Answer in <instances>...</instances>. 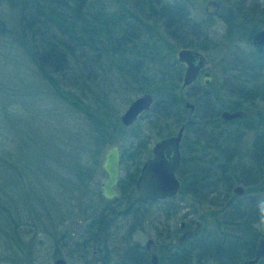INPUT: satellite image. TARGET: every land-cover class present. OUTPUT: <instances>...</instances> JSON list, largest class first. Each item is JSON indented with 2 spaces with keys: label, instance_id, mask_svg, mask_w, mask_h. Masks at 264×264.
<instances>
[{
  "label": "trees",
  "instance_id": "16d2710c",
  "mask_svg": "<svg viewBox=\"0 0 264 264\" xmlns=\"http://www.w3.org/2000/svg\"><path fill=\"white\" fill-rule=\"evenodd\" d=\"M0 1L10 5L11 0ZM85 1L12 0L10 5L28 41L25 53L53 96L49 131L37 113L42 124L38 123L36 137L44 152L50 150L46 152L50 158L69 153L63 165L71 201L87 187L98 166L101 146L113 143V135L128 129L131 141L119 153L120 164L131 171L118 179L120 195L110 200L117 207L125 203L121 216L133 224L148 209L154 220L161 221L172 218L180 203L209 209L210 228H201L181 246L169 241L159 264H245L253 257L256 238L264 233V47L250 48L251 35L264 18V0L251 1L244 9L233 0L219 10L217 15L228 11L227 33L236 43L219 58L222 80L216 89L204 88L197 81L184 89L193 109H184L183 116L177 97L162 91L173 89L181 80L183 67L173 48L211 49L206 27L193 16L190 0H115L119 5L111 14L90 10ZM116 74L136 91L152 96L149 109L127 127L118 121L107 99L109 89L120 82ZM222 110L246 114L225 121L220 118ZM70 118L75 121L73 126ZM180 124L184 131L176 174L182 184L176 196L133 202L134 182L148 142L140 137L145 131L146 138L149 134L166 137ZM81 136L92 139L96 148L82 145L85 137ZM41 137L42 141L47 138L45 145ZM86 149L92 153L89 163L82 162L80 154ZM61 159L56 158L59 163ZM235 185L243 187L242 195L232 192ZM199 217L205 220L203 214ZM107 228L104 218L89 216L70 246L78 252L98 251ZM131 229L132 225L120 236L121 241H127ZM118 256L120 264H150L138 244L126 245ZM255 264H264V258Z\"/></svg>",
  "mask_w": 264,
  "mask_h": 264
},
{
  "label": "rangeland",
  "instance_id": "374dc122",
  "mask_svg": "<svg viewBox=\"0 0 264 264\" xmlns=\"http://www.w3.org/2000/svg\"><path fill=\"white\" fill-rule=\"evenodd\" d=\"M206 1L190 0V8L193 16L206 27L207 40L210 41L208 46L211 49L200 52L206 61L205 69L210 73L208 86L216 89L222 80L219 58L236 42L234 36L227 33L225 19L229 15L228 11L207 16L203 11ZM251 1L255 0H236L237 5H242L243 9L248 8ZM9 4H12V0ZM10 5L0 1V264H51L56 257L63 258L66 264H120L118 255L121 248L131 244L143 247L147 238L152 239L159 264L160 254H164L169 241H173V237L179 233L178 222L191 224L198 220L200 229L210 228L211 219L207 215L209 209L205 206L191 207L187 203H180L177 212L168 221L154 220L152 209H148L131 224L128 217L119 214L125 203H118L120 207H117L114 206L117 204L110 202L113 198L101 195L100 182L105 177L100 166L103 154L110 146H116L119 152L126 147L131 141L128 129L113 135V143L101 146L98 166L87 187H82L80 197L71 201L73 197H70L68 186L64 185L67 170L63 165L68 161L66 158L69 153H62L64 157L53 154L50 158L47 156L50 150L44 152L36 137L38 123L42 124L37 113L42 116L43 126L46 125V131H49V111L54 107L53 96L39 79L36 67L25 53L24 44L28 41L20 30L18 14ZM118 5L115 0L85 1L86 8H98L101 14L102 11L114 13ZM254 47L251 44L252 50ZM177 50L173 48L174 57ZM116 76L120 82L109 89L107 99L112 110L117 112L119 121V115L128 103L144 92L136 91L128 81ZM196 81L201 84L200 77ZM185 88L181 86L180 80L173 89H162L177 97L180 116L186 114L184 109H188L184 104H192L184 94ZM74 123V119L70 118L69 124L73 126ZM41 132L44 133V129ZM146 133L140 137L148 140L147 148L141 155V163L150 157L151 147L158 140L153 134L146 138ZM42 138L40 141H44L42 144L45 145L47 138L43 141ZM76 140L77 146L82 147L84 144L86 148L90 145V148H96L89 137L83 139L82 145L79 139ZM80 154L82 162L89 163L92 160L90 150L86 149ZM58 157L62 158L60 163L56 160ZM130 171L131 167L120 164L118 179L124 178ZM200 214L204 215L205 220L199 217ZM89 216L104 218L108 228L100 237L98 251L89 249L78 252L70 246V242L82 231ZM131 225L127 241H121L120 236Z\"/></svg>",
  "mask_w": 264,
  "mask_h": 264
},
{
  "label": "water",
  "instance_id": "95a60500",
  "mask_svg": "<svg viewBox=\"0 0 264 264\" xmlns=\"http://www.w3.org/2000/svg\"><path fill=\"white\" fill-rule=\"evenodd\" d=\"M232 0H207L203 6V11L207 16H214L220 5L229 6ZM261 27L255 31L250 42L255 47H264V19L260 21ZM176 60L184 66L181 76V86L188 87L196 81L200 74L201 85L207 88L210 82V73L205 69V58L203 54L191 48H179L175 53ZM201 71V72H200ZM152 104V96L144 92L133 98L125 109L119 115V122L127 127L132 125L138 117L147 111ZM186 108L193 109V104L185 103ZM243 110H222L220 118L230 121L235 118L245 116ZM182 133V126L172 135L159 138L151 147V155L140 165L138 174L134 182L135 195L133 202L144 204L146 202H155L170 199L176 196L181 187V180L176 175V169L179 161L178 144ZM120 165L119 151L116 146H110L103 154L101 169L105 174L100 182V192L105 198H114L118 196L116 185L118 182ZM235 195L243 194V187L235 185L232 187ZM184 222L177 223L178 228H182ZM200 221L184 228L173 237V243L181 246L192 234L199 231ZM143 249L148 254L150 264H158L157 255L153 248L151 238H147L143 243ZM264 258V233H261L255 241L253 257L246 260L245 264H255L259 259ZM51 264H66L64 259L56 257Z\"/></svg>",
  "mask_w": 264,
  "mask_h": 264
},
{
  "label": "flooded vegetation",
  "instance_id": "af4514ba",
  "mask_svg": "<svg viewBox=\"0 0 264 264\" xmlns=\"http://www.w3.org/2000/svg\"><path fill=\"white\" fill-rule=\"evenodd\" d=\"M232 1H233V0H232ZM255 1H260V0H255ZM230 5H231V4H230ZM230 5H229V6H230ZM223 6H224V5H220L219 10H220ZM225 7H227V6H225ZM219 10H218V12H219ZM218 12H217V13H218ZM217 13H216V14H217ZM216 14H215V15H216ZM263 19H264V18H263ZM260 21H261V19H260ZM260 27H261V24H260ZM256 31H257V30H256ZM253 33H254V32H253ZM251 36H252V35H251ZM180 64H181V63H180ZM181 65H182V64H181ZM182 67H183V70H184V66H183V65H182ZM203 70H206V69H203ZM200 72H201V71H200ZM182 73H183V71H182ZM198 77H200V74L198 75ZM198 77H197V78H198ZM197 78H196V80H197ZM180 126H182V133H181V137H180L179 144H178V150H179V161H178L177 169L179 168L180 163H181V155H182V154H181V153H182L181 142H182V135H183V131H184V124H180ZM180 126H179V127H180ZM179 127H178V128H179ZM178 128H177V129H178ZM177 129H176V130H177ZM176 130H175V132H176ZM119 156H120V153H119ZM177 169H176V171H177ZM176 175H177V174H176ZM180 180H181V178H180ZM181 184H182V180H181ZM192 224H194V222H192L191 224H185V223H184V226H183L182 228H178L179 232H181L184 228H186V227H188V226H191ZM199 230H200V229H199ZM197 232H198V231H197ZM195 233H196V232H195ZM192 235H193V234H192ZM192 235H191V236H192Z\"/></svg>",
  "mask_w": 264,
  "mask_h": 264
}]
</instances>
